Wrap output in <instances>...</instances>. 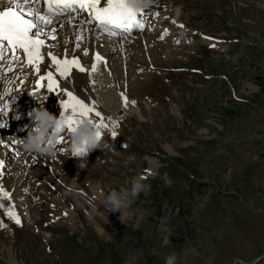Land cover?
Listing matches in <instances>:
<instances>
[{"label": "rangeland", "instance_id": "1", "mask_svg": "<svg viewBox=\"0 0 264 264\" xmlns=\"http://www.w3.org/2000/svg\"><path fill=\"white\" fill-rule=\"evenodd\" d=\"M150 6L166 8L149 10L160 19L142 17L157 23L155 34L143 29L132 38L110 37L113 52L93 43L95 27L83 23L91 38L80 47L93 43L92 62L83 64L92 69L100 51L106 57L98 60L102 81L99 87L91 76L88 86L76 73L67 83L88 105L96 95L94 108L105 125L98 157L27 158L22 140L28 130L8 132L11 123L32 121L23 116L27 109L9 108L0 116L7 121L0 146L10 135L19 141L10 169L28 161L20 174L0 172L5 189L12 194L15 188L22 219L18 226L0 208V264H164L172 254L176 264H232L264 252V0H153ZM65 23L55 34L60 40L73 25L68 18ZM167 28L162 42L154 39ZM143 39L151 41L147 51ZM69 40L55 49L71 51ZM75 55L89 62L82 48ZM49 71L55 72L51 61ZM9 77L6 97L15 85ZM106 83L111 96L101 93ZM137 176L146 177L150 192H141L122 214L108 213L103 198L130 189Z\"/></svg>", "mask_w": 264, "mask_h": 264}, {"label": "snow or ice", "instance_id": "2", "mask_svg": "<svg viewBox=\"0 0 264 264\" xmlns=\"http://www.w3.org/2000/svg\"><path fill=\"white\" fill-rule=\"evenodd\" d=\"M74 13H87L86 22H95L96 27L102 31L106 29L109 36L129 33L133 28L140 30L144 28L142 17L145 15V9L133 8L131 0H103V3L102 0H0V80L9 79L7 73L15 75L12 66L21 60V56L24 63L31 65L37 73L40 72L41 64L49 59L60 79L70 78L73 69L85 72L86 69L82 66L79 57L69 58L66 52L61 58L51 51L52 45L48 43L49 40L56 39L57 29L49 28L53 18L68 15L69 23H72L75 20ZM76 39L82 41L83 38L77 36ZM80 46L79 43L76 45L77 48ZM82 54L88 55L87 50H84ZM94 59L103 60L98 54ZM4 65L8 67L5 69ZM96 68L97 65L94 63L91 72L96 71ZM40 81L48 82V91L58 86L52 71L40 76L38 85ZM8 91L9 89L5 88L4 92L0 93V97L6 95ZM65 94L68 99L62 105L64 111L60 113L59 118L62 126H58V132L65 130L72 132L79 117H87L95 123L97 128L105 127L104 117L95 110L94 106L88 105L70 90ZM125 103H127L126 100ZM9 107L8 102L3 103L0 113H6ZM65 112H68V115H65ZM90 113L99 118V123L90 117ZM99 135L98 132L97 136ZM60 142L62 141H57V143ZM78 154L79 150L73 152V156ZM0 198H8V193L2 186H0ZM6 215L10 216L15 224L22 226V219L14 207L10 208ZM3 226L0 222V227Z\"/></svg>", "mask_w": 264, "mask_h": 264}, {"label": "clouds", "instance_id": "3", "mask_svg": "<svg viewBox=\"0 0 264 264\" xmlns=\"http://www.w3.org/2000/svg\"><path fill=\"white\" fill-rule=\"evenodd\" d=\"M153 0H131V6L136 9L148 8ZM30 117L34 122V126L28 129V135L22 140V146L26 153L44 155H53V145L56 137L59 135L58 126H62L59 118L50 114L46 109H34L30 113ZM103 128V127H102ZM97 128L95 123L87 117H79L78 122L71 132V151L79 150V154L75 157L81 161H87L89 150L100 148L101 130ZM100 133L99 137L97 133ZM146 177L137 176L131 182V188L126 190L111 191L106 195L101 204L104 209L109 212L119 211L121 214L130 209L132 201L138 197L141 192H150L151 186L143 181ZM165 184L171 185V181L165 176ZM165 243H168L165 239ZM164 264H176V256L172 254L165 258Z\"/></svg>", "mask_w": 264, "mask_h": 264}, {"label": "bare ground", "instance_id": "4", "mask_svg": "<svg viewBox=\"0 0 264 264\" xmlns=\"http://www.w3.org/2000/svg\"><path fill=\"white\" fill-rule=\"evenodd\" d=\"M103 1V0H102ZM82 15V16H81ZM60 17V20H58L56 23L57 24H55L54 26H52V27H55L56 29L58 28V26L60 25V26H66V23H65V21L67 20V18H65L64 19V15L63 16H59ZM82 18V19H81ZM138 18H139V15H138ZM69 19V18H68ZM79 19H81L82 20V22H80V21H78ZM60 21V22H59ZM87 21V13H82V14H80V15H78V17H77V19H75V20H73L72 21V24H79V25H81V23H85ZM59 22V23H58ZM93 26L95 27V29H94V31L95 30H101V29H99V28H97L96 27V24H95V22H93ZM89 27H91V25L89 26ZM55 34H57V31L55 32ZM116 36H119V35H116ZM85 38L86 39H90L91 38V34L90 33H86V36H85ZM115 40H116V38L114 39V41L113 42H115ZM70 40L68 39V43H67V45H69V42ZM100 44H101V42H100ZM77 57H79L80 59H81V57L79 56V55H77ZM98 61V60H97ZM47 63V62H46ZM95 64L97 65V68H96V71H94V75H93V72H92V74L90 75V77L91 76H100V74L98 73V68L100 67V65H101V63L98 61V62H96L95 61ZM46 67H48V64L46 65ZM46 73V72H45ZM76 70L74 71H72V74H73V76H72V78H74V77H76V76H78V75H76ZM101 73V72H100ZM71 74V75H72ZM103 75H105V74H103ZM72 78H71V80H72ZM66 80V82H68V80H69V78H66L65 79ZM74 80V79H73ZM27 82L28 83H30L31 81L30 80H28L27 79ZM45 84H46V82H45ZM58 85V84H57ZM56 87H58L57 88V91H58V93H59V97L61 98V96L62 97H64V98H66L67 97V95L65 94L66 92H65V90L62 88V86L61 85H58V86H56ZM107 90H105L104 89V91H101V93H104V95H107V93L108 92H106ZM78 92V91H77ZM41 94H42V91H39L38 92V94H36L35 95V98H39L40 96H41ZM76 94V93H75ZM109 94V93H108ZM110 95V94H109ZM11 96V95H10ZM111 96V95H110ZM107 98V97H106ZM50 99H51V97H50ZM11 100V99H10ZM5 101L6 102H10V101H8V98L6 99L5 97H3L2 98V101H0V107H2V105H3V103H5ZM3 102V103H2ZM36 102H40V103H46V101H44V100H41L40 98L36 101ZM110 102V101H109ZM114 102V101H113ZM24 107H29V105H27V104H24V103H21ZM91 106V105H90ZM59 111L60 112H62L63 111V106H59ZM69 111H70V109H69ZM27 114H30V111L27 113ZM65 115H68V112H65ZM90 115V114H89ZM0 116L2 117V114H0ZM90 117H91V115H90ZM95 121L97 120V119H94ZM7 121H6V119H0V124L1 125H3V124H5ZM97 123H98V121H96ZM10 126L12 127V129L13 128H15V124H10ZM16 129H17V126H16ZM2 132H4V130H3V127L2 126H0V134H2ZM10 148H14V147H12L10 144H7L6 145V149H9L10 150ZM12 152H14V149H11L10 151H8L7 152V156H6V161H7V164L9 163V160H11V158H12V156H13V153ZM9 154V155H8ZM8 156H10V158L8 159ZM0 200H1V204H0V208H2L3 210H6V211H4V213L5 212H8L9 210V208H10V205H9V200H8V198L5 200L4 198H0ZM7 205H9V207H7ZM6 214V213H5ZM9 218H10V216H8Z\"/></svg>", "mask_w": 264, "mask_h": 264}, {"label": "water", "instance_id": "5", "mask_svg": "<svg viewBox=\"0 0 264 264\" xmlns=\"http://www.w3.org/2000/svg\"><path fill=\"white\" fill-rule=\"evenodd\" d=\"M262 261H264V252L261 254V255H259V256H257L253 261H251V262H245V261H243V260H241V259H235L233 262H232V264H257V263H260V262H262Z\"/></svg>", "mask_w": 264, "mask_h": 264}]
</instances>
